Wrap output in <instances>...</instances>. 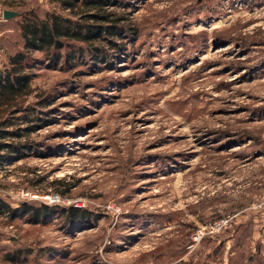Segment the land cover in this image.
Instances as JSON below:
<instances>
[{
  "label": "rangeland",
  "instance_id": "374dc122",
  "mask_svg": "<svg viewBox=\"0 0 264 264\" xmlns=\"http://www.w3.org/2000/svg\"><path fill=\"white\" fill-rule=\"evenodd\" d=\"M28 11L71 14L57 0H0V69L22 49ZM83 12L128 35L105 63L30 54L17 105L36 104L38 127L12 140L26 146L0 165V201L49 209L38 223L10 221L0 204V264H264V0ZM70 208L91 221L69 223Z\"/></svg>",
  "mask_w": 264,
  "mask_h": 264
},
{
  "label": "trees",
  "instance_id": "16d2710c",
  "mask_svg": "<svg viewBox=\"0 0 264 264\" xmlns=\"http://www.w3.org/2000/svg\"><path fill=\"white\" fill-rule=\"evenodd\" d=\"M57 2L62 10L71 13L70 16L50 12L40 18L33 11L21 14L19 31L23 41L22 49L9 56L8 66L0 69V111L2 115H5L0 119V165L18 158L21 149L26 146V144L12 140L21 139L34 132V128L38 127L34 122L39 120L30 116L35 112L34 109L36 108L33 106L36 104L17 105V100L30 93L34 63L38 62V59H32L31 53H45L46 60L52 66L61 60L66 65L74 61L82 62L85 55L94 64L105 63L104 61H108L109 56L112 58L119 57L123 50L124 45L113 40L114 38L125 39L128 35V31L118 24V19L113 24L105 26L101 24L89 25L84 23V19L106 22L108 18L100 14L83 15L84 10L86 12L116 7L119 0H57ZM75 15L79 16L77 20H74ZM98 40L109 44V49L114 50V54H109L110 52H105L98 46L75 47L71 45L72 42L84 45ZM71 48L75 50H70ZM63 50H65L64 54H62ZM91 54L92 56H90ZM46 104L47 102L39 104L38 107ZM22 124H27V126L21 127ZM0 204L9 214L10 221L27 217L30 222L38 223L40 218L48 213L49 209L44 205L33 207L27 203L21 204L18 208H11L1 201ZM65 213L66 221L74 225L78 224L77 221H86L85 223L91 221L82 209L70 208ZM6 257L12 263L18 259L15 254Z\"/></svg>",
  "mask_w": 264,
  "mask_h": 264
},
{
  "label": "water",
  "instance_id": "95a60500",
  "mask_svg": "<svg viewBox=\"0 0 264 264\" xmlns=\"http://www.w3.org/2000/svg\"><path fill=\"white\" fill-rule=\"evenodd\" d=\"M16 16H17V14L15 12H12V11L5 10V11L2 12V18L4 20H9V19H12V18H14Z\"/></svg>",
  "mask_w": 264,
  "mask_h": 264
},
{
  "label": "built area",
  "instance_id": "2783aa9c",
  "mask_svg": "<svg viewBox=\"0 0 264 264\" xmlns=\"http://www.w3.org/2000/svg\"><path fill=\"white\" fill-rule=\"evenodd\" d=\"M199 236H196V238H198ZM194 238V237H193ZM196 238H194V240L196 239Z\"/></svg>",
  "mask_w": 264,
  "mask_h": 264
}]
</instances>
